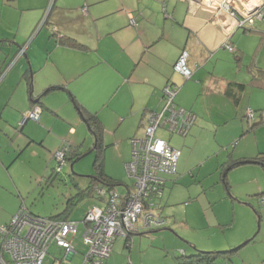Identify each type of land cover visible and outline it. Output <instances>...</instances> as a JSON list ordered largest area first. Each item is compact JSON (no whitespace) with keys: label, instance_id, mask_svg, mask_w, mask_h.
<instances>
[{"label":"crops","instance_id":"1","mask_svg":"<svg viewBox=\"0 0 264 264\" xmlns=\"http://www.w3.org/2000/svg\"><path fill=\"white\" fill-rule=\"evenodd\" d=\"M227 42L233 46L234 54L224 47ZM22 50L25 52L20 56ZM185 51L193 72L189 82L175 70ZM229 54L232 59L226 62L228 72L219 73L218 65L211 70L213 60ZM250 68L264 71V22L257 21L246 31L228 13H215L188 0H0V135L11 142L0 144V186L9 190L0 200V228L10 223L21 205V195L14 191L20 188L9 168L26 149L34 147L33 151L43 156L47 150L54 151L59 146L56 142L65 137L79 147V121L72 112L70 115L68 105L69 100L73 102L72 96L88 113L98 115L106 134L104 145L108 142L106 130L116 134L107 148L118 142L126 145L128 154L120 165L124 172L132 156L131 138L144 127L151 112L163 108L168 86L180 88L176 102L184 109L190 110L189 99L195 93L223 99L229 109H234L235 116L248 112L245 116L250 120L252 111L264 110V90L249 87ZM81 81L101 90L99 102L111 112L113 120L101 116L99 109L79 94L76 83ZM237 84L247 87L240 90L235 87ZM229 87L236 91L238 102L227 95ZM57 98L62 99L61 106ZM34 105L42 108L43 129L27 123L19 133L23 116ZM36 129L42 133L49 129V135L38 137ZM263 154L259 147L258 152L242 160L253 163ZM105 171L120 181V176L107 171L106 162ZM90 199L87 211L101 206L100 200ZM157 232H136L129 248L123 238L117 239L105 264H126L127 250L134 255L137 243L142 249L143 237ZM58 249L64 255V262L59 264H74L79 253L75 246L76 254L66 258V252ZM233 255L229 264H234ZM257 257L264 264V256ZM48 258L49 255L44 264Z\"/></svg>","mask_w":264,"mask_h":264},{"label":"rangeland","instance_id":"2","mask_svg":"<svg viewBox=\"0 0 264 264\" xmlns=\"http://www.w3.org/2000/svg\"><path fill=\"white\" fill-rule=\"evenodd\" d=\"M228 59H232V55L213 60L211 70L214 71L218 65L219 73L228 72L226 63ZM210 67L209 65L208 69ZM193 81L198 82L196 79ZM79 83H76V86H80L79 94L91 105L96 106L101 116L113 120L111 112L105 110L102 101L99 102L101 90L94 85L89 87L90 85L83 81ZM57 102L60 106L63 104L61 98H57ZM189 102L192 103L190 111L194 110L198 118L187 137L171 136L166 131L158 132V136L180 152L178 175L167 177L168 184L163 201V215L168 221V226L151 235L152 237H143L145 242L142 249L137 243L134 255L127 250L126 264H132V261L135 264L136 262L174 264L177 257L182 256L183 251L193 252L196 249L194 247H197V251L206 253L239 249L232 256L234 264H246V262L261 264L257 256H264V207L260 205L262 199L260 200L257 195L264 192V165L253 162L240 164L230 170L228 166L235 161L239 162L245 156H252L258 152L259 147L264 151V124L250 132L252 119L245 116L248 112L239 117L235 116L234 109H229L223 99L214 100L203 94L194 93ZM68 105L70 115L72 112V117L79 121L76 126V138H79V147L82 148L85 157L79 161H77L79 158L73 159L62 175H57L51 180L50 177L57 167L55 157L57 152L62 149L64 140L72 144L71 139L65 137L60 143L56 142L59 146L54 151L47 150L43 156L37 155L33 151L34 147L29 146L9 168L13 181L20 188L14 189L16 194L21 195L19 204L33 215L43 218L64 214L68 204L75 201L74 199L70 201L69 198L79 192L75 185L82 189L87 188L90 185V177L96 173L94 162L97 153L93 150L92 132L82 121L74 103L69 100ZM65 107L63 109H67ZM235 111L239 113L236 108ZM28 123L40 130L44 127L43 122ZM37 129L35 134L38 137L49 135V129L46 133ZM244 131L247 134L243 136ZM106 133L108 142L105 145L109 146L116 139V134L107 130ZM144 134L143 127L132 138H142ZM1 142L8 145L11 143L2 134L0 144ZM119 146H121L120 142L114 147H108L105 160L107 171L120 176L122 185L116 189L118 195L125 196L127 187L132 190L134 182L128 178L126 170L124 172L120 170V165L128 154V148L124 144ZM72 164H74L73 170ZM225 169L231 186L229 189L222 179ZM6 175L9 178V175ZM6 193L8 194L9 190L0 186V200L6 197ZM16 197L19 198L17 195ZM90 201L88 196L84 200H78L66 214L70 221L79 224L74 243L79 253L75 257L74 264H82V255L86 252V246L82 242L85 232L83 219ZM61 261L64 262V255L57 246H51L45 264H59ZM224 262L222 261L221 264Z\"/></svg>","mask_w":264,"mask_h":264},{"label":"built area","instance_id":"3","mask_svg":"<svg viewBox=\"0 0 264 264\" xmlns=\"http://www.w3.org/2000/svg\"><path fill=\"white\" fill-rule=\"evenodd\" d=\"M13 1V0H9ZM202 8L225 12L238 20L240 28L251 30L257 21L264 22V0H188ZM240 16V17H239ZM224 47L234 52L228 42ZM21 51L20 56L24 55ZM189 53L183 52L175 70L190 79L193 72L188 67ZM177 90L166 87L161 110L149 114L144 125L142 138L131 139L132 156L125 170L134 182L125 196H119L117 190L105 186L97 189L102 198V206H93L86 215L87 227L83 234L87 251L83 254L82 264H105L111 256L117 238L126 237L137 230L140 225L145 230L159 229L166 221L161 215L160 205L154 196H161L164 175L175 174L180 152L158 136L159 131H166L185 136L194 117L174 103ZM42 108L39 105L27 113L26 119L39 122ZM251 119L254 113L249 114ZM65 149L59 150L56 159L57 171L66 167ZM261 204L264 206V198ZM78 224L72 221H56L49 218H35L25 209H21L8 224L0 228V264H44L50 247L55 245L74 256L76 251L73 240L78 233ZM8 255L10 262L7 261Z\"/></svg>","mask_w":264,"mask_h":264},{"label":"trees","instance_id":"4","mask_svg":"<svg viewBox=\"0 0 264 264\" xmlns=\"http://www.w3.org/2000/svg\"><path fill=\"white\" fill-rule=\"evenodd\" d=\"M11 2H13V1H10V3ZM248 31H250V30H248ZM234 53H235V51L232 54H234ZM249 71H250V73L252 75L251 83H250V85L248 84L249 87L252 86V88H254V86H256L258 89L260 88V89H263L264 90V71L263 70H260V69L254 70L252 68H250ZM183 78L185 79L186 82H188V81H191L192 80L193 76L190 79H186L184 76H183ZM233 85L234 84H231V86H233ZM235 87L238 88V89H240V90H244L247 87V85L237 84ZM173 88H175L177 90V95L174 98V103L177 105L178 108H182L176 102V99H177V97L179 95V92H180V88H178L176 86H173ZM228 89L229 90H227V95H229V97H232V99H234L236 102H238L239 100H238V98H237V96L235 94L236 91H234V89H232V87H229ZM53 90H55V89L53 88ZM72 99H73V102H74V104H75L78 112L81 115V118H82L83 122L88 126V128L92 132V135H93V138H94L93 150H95L96 153H97L96 159H95V162H94V168H95L96 173H95V175L93 177H90V180H91L90 181V185L87 188L82 189L77 184L75 185L76 189H78L79 192H78V194L76 196L70 197V201H73V199L75 201L70 202L68 204V206H67L66 211L64 212V214H60L58 216L50 217L49 218V219L56 220V221H60V220L70 221L68 215H66V214H67V212L70 209L73 208V206L76 205V202L78 200L79 201L84 200V198L88 196L89 198L92 197L94 199H98V200L101 201L102 198H99V196L97 195V192H96L98 188L105 186L107 188H110L112 190H115V189H117L118 186H121L122 185V183L120 181L114 180L111 177H109L107 175L106 171H105V162H106L105 161V151H106L107 146L104 145V132H105V130H104V126H103L101 120L99 119V117H98L97 114H91V113H88L86 110H84V108L79 104V102L76 100L75 97L72 96ZM163 103H164V101H163ZM164 105H165V103H164ZM35 106L36 105H34L33 107H35ZM182 109H184V108H182ZM184 110H186V109H184ZM186 111L188 113L192 114V116L194 117V122L190 126L188 133L185 136H182V135H179V134H176V133H170V132H168L171 136H173V135H179V136H182V137H187L189 135L192 127L195 125V123L197 121V116H196L195 113H193L190 110H186ZM252 112L254 113V118L251 120L252 126L250 127V130L249 131H254V130L260 128L264 124V110H260V111H257V112L252 111ZM257 113H258V115H256ZM29 121H31V120H28V122ZM32 122H34V121H32ZM39 122H34V123H39ZM21 128L22 127L17 128V130H18L19 133H22L21 132L22 131ZM244 134H247L246 131H245ZM62 146H63L62 149H65V152H66L65 153L66 167H67L68 163L71 162L73 159H75V158H81L83 156V153L81 151V148L80 147H78V148L77 147H74L68 140H65V142L63 143ZM62 149H60V150H62ZM263 159L264 158H258L257 157L253 161L254 162H257L259 164L264 165V160ZM178 162H179V160H178ZM245 163H249V160H246L245 159V160H240L239 162L235 161L234 163H232L231 165H229L228 168L230 170V169H233V168H235L236 166H238L240 164H245ZM58 166H59V162L57 161V167L54 170V174H53L52 177H50L51 180L53 178H55L57 175H62V173H63L64 170L62 172H58L57 171ZM226 170L227 169H225V171L222 174V179H223V182L225 183V186L229 189V187L231 188V186H229L230 184H229L228 179H227L228 177H227ZM177 175H178V165H177V170H176V173L175 174L164 175L163 176V179H164V182L165 183H164V185L161 186V191H162L161 194L162 195L161 196H157V195L154 196L155 203H158L160 205L159 211H160V213H161V215L163 217H164V215H163L164 194H165V189H166L167 184H168L167 177H175ZM51 180H49V181H51ZM128 189L129 188L127 187V191H128ZM257 196L261 200L262 198H264V192L263 193H260ZM102 205H103V202L101 203V206ZM260 205L262 207H264L261 204V202H260ZM92 207H90V208H92ZM90 208L86 212L85 217L83 219V223H84V227L85 228L87 227V224L85 223V219H86V215L89 212ZM21 209L22 210L25 209L27 211V213L30 214V216H32V217L40 218V216L33 215L32 213H30V211H28L22 205H20V209L17 211V213ZM15 215L13 216V218L15 217ZM13 218H12V220H13ZM41 218H43V217H41ZM164 219L166 221V224L162 228L152 229V230H145L140 225H138L137 230L135 232L131 233L130 235H128L126 237H120V238H123L124 239L125 246H127L129 248L131 246V241L133 239V236H134V234L136 232H138V231H143V232H156V231L164 230L168 226L167 219L165 217H164ZM78 226H79V224H78ZM77 235H78V233H77ZM77 235H76V237H77ZM76 237L73 240V244H74V241H75ZM117 239H119V238H117ZM82 242L84 244L83 236H82ZM114 245H115V243H114ZM113 249H114V246H113ZM113 249H112V252H111V256L113 254ZM196 249H195V251H193L191 253H189L187 251H183L182 252V256L177 257V259H176L177 264H221L220 263V260H225V264H229L228 262H230L229 261L230 260V255L234 254L235 251L238 250V249H236V250L229 251V252H209V253H206V252H199ZM86 251H87V248H86ZM48 255H49V253H48ZM111 256L105 261V263L111 258ZM6 257H8V255ZM82 258H83V256H82ZM7 261L10 262V259H7Z\"/></svg>","mask_w":264,"mask_h":264},{"label":"water","instance_id":"5","mask_svg":"<svg viewBox=\"0 0 264 264\" xmlns=\"http://www.w3.org/2000/svg\"><path fill=\"white\" fill-rule=\"evenodd\" d=\"M26 115L27 114H25L24 116H23V120H22V125H21V127H24V125H26V123L28 122V120L26 119ZM22 129V128H21ZM85 157V155H83L81 158H79L77 161H79V160H81L82 158H84ZM73 166H74V164H72V166H71V169L73 170Z\"/></svg>","mask_w":264,"mask_h":264}]
</instances>
